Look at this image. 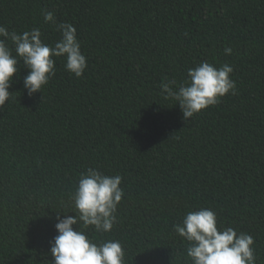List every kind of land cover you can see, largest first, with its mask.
I'll return each mask as SVG.
<instances>
[{
  "label": "trees",
  "instance_id": "trees-1",
  "mask_svg": "<svg viewBox=\"0 0 264 264\" xmlns=\"http://www.w3.org/2000/svg\"><path fill=\"white\" fill-rule=\"evenodd\" d=\"M44 10L75 27L87 67L77 78L55 57L29 97L19 62L0 111V264H52L56 218L75 216L89 167L122 177L117 220L73 229L119 241L123 264H192L173 226L201 208L253 236L264 264V0H0V25L52 45ZM202 61L232 66L236 91L185 121L160 84Z\"/></svg>",
  "mask_w": 264,
  "mask_h": 264
},
{
  "label": "clouds",
  "instance_id": "clouds-1",
  "mask_svg": "<svg viewBox=\"0 0 264 264\" xmlns=\"http://www.w3.org/2000/svg\"><path fill=\"white\" fill-rule=\"evenodd\" d=\"M43 18L61 34L52 45L42 41L39 28L17 33L0 25V111L9 100L8 89L18 72L19 62L28 69L23 86L29 97L40 92L55 75V57H64L65 69L77 78L87 67L75 27L68 22L57 23L51 11L44 10ZM9 42L14 46L15 55ZM224 52L230 55L232 49L225 48ZM232 72L228 64L217 68L202 61L188 69L186 81L178 86L175 79L162 81L161 93L165 99L178 103L182 119L187 121L201 110L218 104L229 92L235 94V81L230 78ZM121 179L120 175L109 176L91 167L81 173L71 196L77 210L75 216L56 218L58 234L50 241L52 264H123L124 251L119 241L96 243L84 231L73 229V225L82 222L84 228L93 226L98 233L111 231L123 196ZM173 227L188 242L186 253L192 264H255L253 236L244 232L237 234L231 227L218 230L217 216L211 209L190 211L181 224Z\"/></svg>",
  "mask_w": 264,
  "mask_h": 264
}]
</instances>
